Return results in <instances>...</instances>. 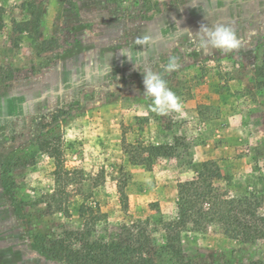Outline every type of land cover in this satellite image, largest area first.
Returning a JSON list of instances; mask_svg holds the SVG:
<instances>
[{
    "label": "rangeland",
    "instance_id": "obj_1",
    "mask_svg": "<svg viewBox=\"0 0 264 264\" xmlns=\"http://www.w3.org/2000/svg\"><path fill=\"white\" fill-rule=\"evenodd\" d=\"M63 111L57 178L54 158L32 151ZM176 137L173 157L130 159V143ZM1 149L0 264H68L34 232L41 223L78 246L83 217L104 234L149 225L163 243L212 161L217 192L253 196L264 213V0H0ZM193 225L178 261L264 260V240Z\"/></svg>",
    "mask_w": 264,
    "mask_h": 264
},
{
    "label": "trees",
    "instance_id": "obj_2",
    "mask_svg": "<svg viewBox=\"0 0 264 264\" xmlns=\"http://www.w3.org/2000/svg\"><path fill=\"white\" fill-rule=\"evenodd\" d=\"M68 116V111H63L58 116L54 113L48 115V118L52 117V121L36 137L37 150L32 151L33 155L47 153L54 158L57 178L64 168L62 135L58 132L61 131L63 122L68 119ZM179 139L180 137H176L172 144L130 143L128 145L130 159L135 163H145L152 156L173 157L177 152ZM145 152L147 156L144 155ZM11 160L12 157L7 164H13ZM14 164L17 165V162ZM223 178L224 175L216 162L212 161L203 165L193 182L198 190L181 193L178 217L164 223L163 243H156L149 225L144 226L140 223L120 227L118 231L112 230L107 232L108 234L101 233L95 229L99 220L97 216L90 220L83 217L84 223L78 232L80 235L78 246L65 237L45 232L41 223L34 232V240L43 254L57 260H64L68 264H165L167 262L186 264L177 259L185 256L182 232L187 230L192 222L193 230L198 231L200 226L207 222H218L225 233L233 239L254 243L264 240V213H259L255 209L252 201L254 197L232 196L217 192L215 182ZM87 208L94 211L91 207ZM158 259L161 261H157ZM246 264H264V260H250Z\"/></svg>",
    "mask_w": 264,
    "mask_h": 264
},
{
    "label": "crops",
    "instance_id": "obj_3",
    "mask_svg": "<svg viewBox=\"0 0 264 264\" xmlns=\"http://www.w3.org/2000/svg\"><path fill=\"white\" fill-rule=\"evenodd\" d=\"M8 154H9L8 149L0 150V173H1V169L6 164L5 161L7 160Z\"/></svg>",
    "mask_w": 264,
    "mask_h": 264
}]
</instances>
